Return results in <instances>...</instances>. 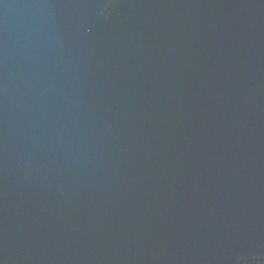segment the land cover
Here are the masks:
<instances>
[{"label": "water", "instance_id": "obj_1", "mask_svg": "<svg viewBox=\"0 0 264 264\" xmlns=\"http://www.w3.org/2000/svg\"><path fill=\"white\" fill-rule=\"evenodd\" d=\"M0 264H264V0H0Z\"/></svg>", "mask_w": 264, "mask_h": 264}]
</instances>
